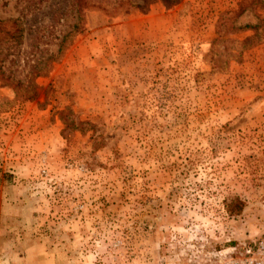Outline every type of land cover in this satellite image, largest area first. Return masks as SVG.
Returning <instances> with one entry per match:
<instances>
[{
	"label": "rangeland",
	"instance_id": "1",
	"mask_svg": "<svg viewBox=\"0 0 264 264\" xmlns=\"http://www.w3.org/2000/svg\"><path fill=\"white\" fill-rule=\"evenodd\" d=\"M249 262L264 0H0V264Z\"/></svg>",
	"mask_w": 264,
	"mask_h": 264
},
{
	"label": "trees",
	"instance_id": "2",
	"mask_svg": "<svg viewBox=\"0 0 264 264\" xmlns=\"http://www.w3.org/2000/svg\"><path fill=\"white\" fill-rule=\"evenodd\" d=\"M225 211L229 215H236L243 208V201L236 195L227 196L223 200Z\"/></svg>",
	"mask_w": 264,
	"mask_h": 264
},
{
	"label": "built area",
	"instance_id": "3",
	"mask_svg": "<svg viewBox=\"0 0 264 264\" xmlns=\"http://www.w3.org/2000/svg\"><path fill=\"white\" fill-rule=\"evenodd\" d=\"M249 264H252V262H249Z\"/></svg>",
	"mask_w": 264,
	"mask_h": 264
}]
</instances>
